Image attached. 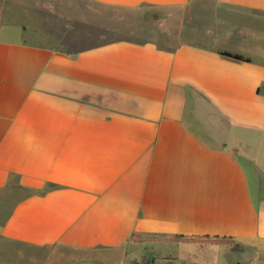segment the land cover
<instances>
[{"label":"crops","instance_id":"crops-1","mask_svg":"<svg viewBox=\"0 0 264 264\" xmlns=\"http://www.w3.org/2000/svg\"><path fill=\"white\" fill-rule=\"evenodd\" d=\"M91 1L164 18L144 40L0 24V240L33 264H264V0Z\"/></svg>","mask_w":264,"mask_h":264},{"label":"rangeland","instance_id":"rangeland-1","mask_svg":"<svg viewBox=\"0 0 264 264\" xmlns=\"http://www.w3.org/2000/svg\"><path fill=\"white\" fill-rule=\"evenodd\" d=\"M13 1L0 0V24H8V26L20 24L26 29L25 38L28 40H32L33 34L43 29L65 28L70 25L91 32L97 31L98 34L102 33L105 40L116 38L144 40L152 38L154 34V22L147 20L146 14L140 17L128 16L130 13L127 11L106 8L91 0ZM124 15L128 17H123ZM162 42L170 44L167 39ZM19 254L29 258L35 255L43 257L42 254H35L33 250L4 244L3 240H0V264H33L28 262V259L21 260Z\"/></svg>","mask_w":264,"mask_h":264},{"label":"trees","instance_id":"trees-1","mask_svg":"<svg viewBox=\"0 0 264 264\" xmlns=\"http://www.w3.org/2000/svg\"><path fill=\"white\" fill-rule=\"evenodd\" d=\"M147 20H151L152 22L160 21L164 18V14L158 11H152L146 14ZM222 56L237 60V61H247L248 59L243 58L240 55H234L230 53L223 52ZM131 241L134 243L145 242V241H174L181 243H195L201 245H229L233 250H240L239 245L235 243V241L230 237H216V236H186V235H178L174 237H166V238H157V237H140V236H132Z\"/></svg>","mask_w":264,"mask_h":264}]
</instances>
